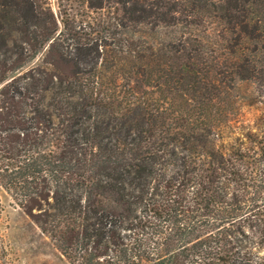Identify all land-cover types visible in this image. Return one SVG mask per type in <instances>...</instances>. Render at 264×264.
<instances>
[{
    "label": "trees",
    "instance_id": "1",
    "mask_svg": "<svg viewBox=\"0 0 264 264\" xmlns=\"http://www.w3.org/2000/svg\"><path fill=\"white\" fill-rule=\"evenodd\" d=\"M56 1L0 0L14 205L70 264H264V0Z\"/></svg>",
    "mask_w": 264,
    "mask_h": 264
},
{
    "label": "rangeland",
    "instance_id": "2",
    "mask_svg": "<svg viewBox=\"0 0 264 264\" xmlns=\"http://www.w3.org/2000/svg\"><path fill=\"white\" fill-rule=\"evenodd\" d=\"M49 1L57 13V1ZM0 264H70L1 187Z\"/></svg>",
    "mask_w": 264,
    "mask_h": 264
}]
</instances>
